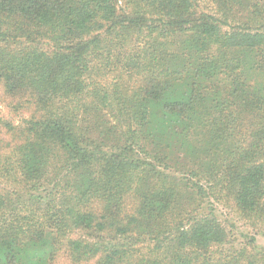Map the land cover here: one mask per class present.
Masks as SVG:
<instances>
[{
	"label": "trees",
	"instance_id": "1",
	"mask_svg": "<svg viewBox=\"0 0 264 264\" xmlns=\"http://www.w3.org/2000/svg\"><path fill=\"white\" fill-rule=\"evenodd\" d=\"M200 1L0 0V264H264V0Z\"/></svg>",
	"mask_w": 264,
	"mask_h": 264
},
{
	"label": "rangeland",
	"instance_id": "2",
	"mask_svg": "<svg viewBox=\"0 0 264 264\" xmlns=\"http://www.w3.org/2000/svg\"><path fill=\"white\" fill-rule=\"evenodd\" d=\"M200 3H201V8H203V10H205L207 13L216 14L215 10L217 7L216 4L213 2V0H201ZM10 106L11 104L9 99L6 96H4L3 93H1L0 91V138L1 137L7 138V136H5V133L2 129L3 123H8L17 126L20 122V118L24 116L23 114L13 112ZM179 162L181 163L180 168L186 164V162H181V159L179 160ZM180 170L177 172H180ZM176 175H178V173H176ZM198 200L199 199H194L188 193L182 191L179 197V203H177V206L174 210V214L177 215L183 211H188L192 213L195 210L194 208L195 203L193 204V202ZM207 201L210 202V206L212 205L213 207L212 212L217 217L218 221L225 228V230L228 231L229 234L228 243H226L222 247L223 249L225 248L231 251H238L240 250V248H243V246L246 244L247 242L246 238H249L251 236H254V238L256 239L255 245L258 246L259 248L264 249V236L262 234H257V230L251 225V223H248L247 220H243L237 217L236 212L233 211L231 205L230 206L226 204L223 205L222 203L214 201L213 199H209ZM207 201L200 202L201 208L206 209L208 207L209 204H207ZM46 264H69V263L66 261L65 258L58 257L57 260H54L52 263L47 259Z\"/></svg>",
	"mask_w": 264,
	"mask_h": 264
}]
</instances>
